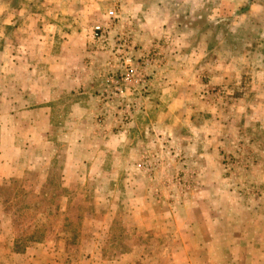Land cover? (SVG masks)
Masks as SVG:
<instances>
[{
    "label": "rangeland",
    "instance_id": "rangeland-1",
    "mask_svg": "<svg viewBox=\"0 0 264 264\" xmlns=\"http://www.w3.org/2000/svg\"><path fill=\"white\" fill-rule=\"evenodd\" d=\"M11 56L0 264H264V0H0Z\"/></svg>",
    "mask_w": 264,
    "mask_h": 264
},
{
    "label": "crops",
    "instance_id": "crops-1",
    "mask_svg": "<svg viewBox=\"0 0 264 264\" xmlns=\"http://www.w3.org/2000/svg\"><path fill=\"white\" fill-rule=\"evenodd\" d=\"M15 59H16V57L11 56V60L8 61L7 63H3L2 66H0V68L2 70H7V71H10L11 70L12 72H15V71L19 70V69H17L15 67L16 66L15 63L12 62V60H15ZM18 87H19V85H18ZM13 102H18V99L15 100V101H13ZM6 104L8 105L9 108H11V103H10L9 99H7ZM13 107L16 108L15 105ZM35 107H37V105ZM11 109H13V108H11ZM21 111L22 110H20V109H19V111L18 110L17 111L16 110H11V111L7 112L6 114H4L8 118L7 120H9V122H10V125H9V136H11L12 138H11V142L9 143L8 146L2 144V141L0 140V153H1V151H2L3 148H10V149H13L14 148V145H15L16 140H17L16 139L17 128L15 126V121L18 119V117L20 115H22ZM31 113L32 114H35V115H33V119L35 118L37 120L36 123H38L39 121H41L42 123L46 122L47 125H49V108L47 106H46V108H38L37 107V108L31 110ZM0 132H1V130H0ZM36 132H39L37 130V126H36V130H35V134H36ZM5 134H8V133H6V131H5ZM38 134H40V133H38ZM0 158H1V155H0ZM7 165L5 163L2 164L1 159H0V167L1 168H5L6 169V166ZM9 176H11V175H9Z\"/></svg>",
    "mask_w": 264,
    "mask_h": 264
},
{
    "label": "built area",
    "instance_id": "built-area-1",
    "mask_svg": "<svg viewBox=\"0 0 264 264\" xmlns=\"http://www.w3.org/2000/svg\"><path fill=\"white\" fill-rule=\"evenodd\" d=\"M108 18L114 20L116 17L114 16V13H111V12H110V13L108 14ZM94 32H95V35H96V36H99V35L102 34L103 31H102V28H101V27H95ZM126 63H129V61L127 60Z\"/></svg>",
    "mask_w": 264,
    "mask_h": 264
}]
</instances>
